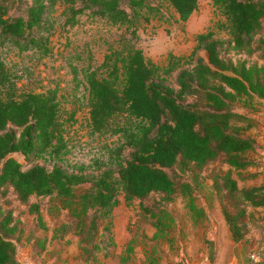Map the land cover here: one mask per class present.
Instances as JSON below:
<instances>
[{
  "label": "trees",
  "instance_id": "16d2710c",
  "mask_svg": "<svg viewBox=\"0 0 264 264\" xmlns=\"http://www.w3.org/2000/svg\"><path fill=\"white\" fill-rule=\"evenodd\" d=\"M166 1L181 21L199 2ZM212 2L226 19L228 37L200 32L186 59L169 54L160 66L136 45L138 27L149 20L153 9L149 0H0V45L18 52L33 50L38 57L50 51L49 35L58 16L60 26H72L88 12L124 29L99 65L103 75L89 64L72 66L73 77L79 80L80 72L85 84L90 131L117 136L116 145L107 148L108 159L94 157L92 166L73 163L69 170L58 163L69 148L57 88L18 91L16 74L0 53V264H21L16 247L24 237V224L12 209L2 207L9 203V192L27 205L25 220L35 216L42 221L40 201L31 197H48V212L67 210L69 220L60 223L59 234L54 231L58 238L76 232L80 249L90 256L99 244L110 242L109 233L95 236L99 222L123 200H138L144 213L158 216L163 212H155L159 204L180 194L189 196L192 182L214 162L227 166L210 174L220 213L231 239H243L253 217L248 207L264 206V184H239L248 177L246 173L240 177L239 171L258 163L256 141L245 133L255 126L251 112L258 108L248 105L251 111L242 112L233 105L238 99L248 103L254 96L264 100V65L249 64L246 58L234 60L223 50L247 55L260 50L264 58V38L254 39L264 27V0ZM57 7L62 9L55 15ZM199 49L205 56L197 53ZM73 114L70 111L69 118ZM36 157L50 167L39 162L25 167ZM152 193L158 200L145 203ZM27 234L29 248L42 252L47 238L33 234L31 228ZM110 252L105 249L101 255ZM92 261L96 264L97 256Z\"/></svg>",
  "mask_w": 264,
  "mask_h": 264
},
{
  "label": "rangeland",
  "instance_id": "374dc122",
  "mask_svg": "<svg viewBox=\"0 0 264 264\" xmlns=\"http://www.w3.org/2000/svg\"><path fill=\"white\" fill-rule=\"evenodd\" d=\"M149 2L153 9L149 20L142 21L138 27L136 45L142 48L146 58L160 66L166 64L169 54L186 59L196 44V34L200 32L209 30L216 38L228 37L226 19L212 0H199L198 7L186 21L178 19L166 0ZM22 7L23 4L16 10ZM61 9L62 7H57L54 14L58 15ZM14 10L13 7L10 12ZM59 18L61 17H57L55 28L49 35L48 54L38 57L33 50L18 52L15 47L7 44L0 45V53L6 65L16 74L15 85L18 91L41 92L48 87L57 88L63 135L69 148V152L58 163L70 170L73 163L90 164L94 157L108 159L107 148L117 143L116 134L90 131L88 109L83 99L86 92L85 84L81 81L80 72L77 73L79 80L73 77L72 66L81 68L89 64L92 68L96 67L99 75H103L104 68L99 65L109 45L116 44L124 29L123 26L110 24L104 18L91 16L88 12L80 14L78 21L72 26H60ZM259 38H264V27L254 35V39ZM223 52L225 56L234 60L246 58L249 64L264 65L260 50L249 55L232 50ZM197 53L205 56L202 49ZM175 73L176 71H173L168 77L170 82L174 81ZM192 99L193 97H188V100ZM248 103L238 99L233 106L242 112L264 106V100L256 96ZM248 105H252L251 108H248ZM72 110L73 118H69ZM251 129L245 133L249 134ZM124 154L126 155V152ZM11 155L18 156L17 153ZM255 157H258L257 153ZM19 159L22 160L21 157ZM35 162L46 164L48 167L51 165L36 157L25 167ZM90 165L92 166L93 162ZM219 166L227 167L220 162L206 166L192 182L193 187L189 196L180 194L165 204H159L155 212L159 210L163 212L158 216L144 213L138 200L129 202L123 200L99 222L98 233L95 236L100 237L102 233L110 234V242L107 245L99 244L97 253L92 252L90 256L80 249L79 236L76 232L58 238L57 234L60 233L58 226L69 220L67 210L62 213L56 210L48 212L46 210L50 203L48 197H31V201H40L43 208L42 221H38L35 216L25 220L23 212L26 211L27 205L19 203L15 195L9 192L7 195L9 203H3L2 207L12 209L14 217L20 218L24 224V237L16 247L17 257L21 264H93V255L97 256L96 264H185V257L190 261L200 252L209 253L208 259H213L215 248L209 244L208 235L211 219L217 225L221 240L225 242L227 239L225 228L220 222L218 196L212 188L210 177L212 171ZM232 171L233 174H238L235 169ZM239 173L238 175L242 177L247 170L242 169ZM182 177L191 180L190 175L182 174ZM158 197L152 193L144 202H153L158 200ZM105 225L108 230H104ZM28 228L32 229L33 234L47 238L42 252L29 248L25 241L29 235H26ZM54 228L58 229L57 234ZM225 248L223 245L222 249ZM105 249H110L111 252L103 257L101 252Z\"/></svg>",
  "mask_w": 264,
  "mask_h": 264
},
{
  "label": "crops",
  "instance_id": "0c3cea01",
  "mask_svg": "<svg viewBox=\"0 0 264 264\" xmlns=\"http://www.w3.org/2000/svg\"><path fill=\"white\" fill-rule=\"evenodd\" d=\"M252 116L255 118L256 124L249 134L256 141L258 163L246 168L248 177L244 181H239V184L242 185L264 184V106L252 112ZM248 210L252 211L253 217L250 221L249 230L243 239L237 242L231 239L227 225L221 215L220 222L227 235V239L223 242L218 233L217 225L211 219L208 235L209 244L215 248L213 259H208L209 253L200 252L190 261L185 257V264H264V206H249ZM223 245L227 249H222ZM251 252H256L258 258L252 259L249 256Z\"/></svg>",
  "mask_w": 264,
  "mask_h": 264
},
{
  "label": "built area",
  "instance_id": "2783aa9c",
  "mask_svg": "<svg viewBox=\"0 0 264 264\" xmlns=\"http://www.w3.org/2000/svg\"><path fill=\"white\" fill-rule=\"evenodd\" d=\"M249 256L252 258V259H257L258 258V254L256 252H251L249 254Z\"/></svg>",
  "mask_w": 264,
  "mask_h": 264
}]
</instances>
